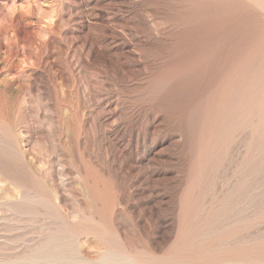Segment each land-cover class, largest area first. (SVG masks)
<instances>
[{
    "label": "rangeland",
    "instance_id": "obj_1",
    "mask_svg": "<svg viewBox=\"0 0 264 264\" xmlns=\"http://www.w3.org/2000/svg\"><path fill=\"white\" fill-rule=\"evenodd\" d=\"M35 6L0 31V264H264V0Z\"/></svg>",
    "mask_w": 264,
    "mask_h": 264
},
{
    "label": "clouds",
    "instance_id": "obj_2",
    "mask_svg": "<svg viewBox=\"0 0 264 264\" xmlns=\"http://www.w3.org/2000/svg\"><path fill=\"white\" fill-rule=\"evenodd\" d=\"M37 2L38 0H0V31H6L17 15L42 16L44 9H37L35 6ZM41 36L47 39L45 35Z\"/></svg>",
    "mask_w": 264,
    "mask_h": 264
},
{
    "label": "bare ground",
    "instance_id": "obj_3",
    "mask_svg": "<svg viewBox=\"0 0 264 264\" xmlns=\"http://www.w3.org/2000/svg\"><path fill=\"white\" fill-rule=\"evenodd\" d=\"M156 159V158H155ZM153 187V186H152ZM141 190V189H140Z\"/></svg>",
    "mask_w": 264,
    "mask_h": 264
}]
</instances>
